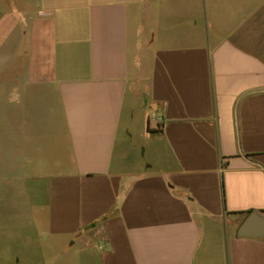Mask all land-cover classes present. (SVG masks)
Returning a JSON list of instances; mask_svg holds the SVG:
<instances>
[{
  "label": "crops",
  "instance_id": "crops-1",
  "mask_svg": "<svg viewBox=\"0 0 264 264\" xmlns=\"http://www.w3.org/2000/svg\"><path fill=\"white\" fill-rule=\"evenodd\" d=\"M251 216L264 0H0V264H264Z\"/></svg>",
  "mask_w": 264,
  "mask_h": 264
},
{
  "label": "water",
  "instance_id": "water-1",
  "mask_svg": "<svg viewBox=\"0 0 264 264\" xmlns=\"http://www.w3.org/2000/svg\"><path fill=\"white\" fill-rule=\"evenodd\" d=\"M252 224L254 225V227L256 226V228L252 229V231H251L249 226ZM249 232H253L252 233L253 236H257V237L263 236L264 235V219L257 218L256 216H251L246 221V223L242 227L239 234L241 236H248Z\"/></svg>",
  "mask_w": 264,
  "mask_h": 264
},
{
  "label": "built area",
  "instance_id": "built-area-1",
  "mask_svg": "<svg viewBox=\"0 0 264 264\" xmlns=\"http://www.w3.org/2000/svg\"><path fill=\"white\" fill-rule=\"evenodd\" d=\"M151 120L152 122L156 125V126H160L162 121H161V117H159L157 114L152 113L151 114Z\"/></svg>",
  "mask_w": 264,
  "mask_h": 264
}]
</instances>
